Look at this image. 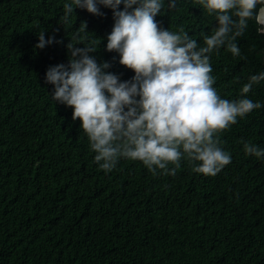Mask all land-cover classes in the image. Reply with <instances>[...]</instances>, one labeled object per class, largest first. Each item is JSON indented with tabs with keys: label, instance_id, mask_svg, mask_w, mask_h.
<instances>
[{
	"label": "trees",
	"instance_id": "trees-1",
	"mask_svg": "<svg viewBox=\"0 0 264 264\" xmlns=\"http://www.w3.org/2000/svg\"><path fill=\"white\" fill-rule=\"evenodd\" d=\"M71 2L0 0V264H264V158L244 150L248 142L264 149V106L216 134L232 159L214 177L193 172L198 162L186 156L175 175L123 157L102 170L74 110L52 98L46 72L69 64L67 45L85 22L77 47L96 41L90 55L121 82L135 72L107 51L112 9L77 8L65 22ZM162 3L158 25L183 27L198 45L218 27L199 0H176L171 10ZM257 27L249 21L237 39L242 56L224 47L210 54L222 99H241L250 76L264 72ZM41 31L62 43L36 48ZM247 95L264 105V81Z\"/></svg>",
	"mask_w": 264,
	"mask_h": 264
},
{
	"label": "clouds",
	"instance_id": "clouds-1",
	"mask_svg": "<svg viewBox=\"0 0 264 264\" xmlns=\"http://www.w3.org/2000/svg\"><path fill=\"white\" fill-rule=\"evenodd\" d=\"M209 15L215 14L218 27L201 33L202 45L183 27L178 33L162 29L156 16L162 0H72L65 3L61 19L69 20L77 8L101 16L99 5L111 8L114 27L107 37V51L120 55L119 63L135 72L133 79L121 82L106 71L108 62L98 64L90 53L91 41L77 47L76 36L87 32L82 23L67 45L69 64L50 67L46 83L54 85L52 98L72 108V119L82 122L94 159L106 172L112 171L123 157L142 161L153 175L157 169L175 175L182 156L198 162L192 171L216 176L231 163V155L221 147L219 132L237 123L260 102L248 95L254 85L264 81V72L251 75L241 88V99H222L213 87L210 54L224 47L234 57L241 51L237 39L244 36L248 22L255 20L258 34L264 33V0H199ZM123 4V11L119 10ZM169 9L176 0H169ZM259 6V8H258ZM258 8V10H257ZM55 41L45 40L39 32L38 49ZM82 44V43H81ZM138 98V99H137ZM245 153L264 158V149L245 143ZM175 165L171 171L168 164Z\"/></svg>",
	"mask_w": 264,
	"mask_h": 264
},
{
	"label": "water",
	"instance_id": "water-1",
	"mask_svg": "<svg viewBox=\"0 0 264 264\" xmlns=\"http://www.w3.org/2000/svg\"><path fill=\"white\" fill-rule=\"evenodd\" d=\"M262 27H264V25H261Z\"/></svg>",
	"mask_w": 264,
	"mask_h": 264
}]
</instances>
